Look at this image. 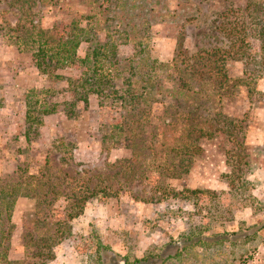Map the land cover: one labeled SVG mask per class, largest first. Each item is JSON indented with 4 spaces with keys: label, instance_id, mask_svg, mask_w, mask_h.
I'll list each match as a JSON object with an SVG mask.
<instances>
[{
    "label": "rangeland",
    "instance_id": "obj_1",
    "mask_svg": "<svg viewBox=\"0 0 264 264\" xmlns=\"http://www.w3.org/2000/svg\"><path fill=\"white\" fill-rule=\"evenodd\" d=\"M41 1L44 9L38 13L41 24L49 29L58 26L61 36L70 30V18L81 19L84 15L93 17L102 13L107 18L105 23L109 26V40L118 44L121 57L136 59L145 52L151 59H159V63L173 58L177 65L188 67L205 51L219 47L218 54H222L220 57L218 55L219 62L223 59V66L213 72L221 71V75L225 73L229 78L224 79V86L212 89L211 85L204 83L208 80L207 75H204V81L185 75L193 83V88H201L206 95L200 118L209 125L206 124V129L214 133L195 141L200 149H193V156L188 160V171L168 179L167 185L171 189L166 191L155 189L156 178L149 171L155 169L153 163L163 162V158H167L160 149L179 144L178 130L163 123L165 116L169 115L163 114L173 111L171 106L176 103L153 104L151 124L144 128L149 138L136 146L138 153L133 156L135 153L123 146L122 138L106 139L104 144L101 143L102 129L118 123L122 110L109 104L107 92L90 98L87 118L83 123L80 121L78 126L82 143L80 146L74 143L72 163H57V151L54 150L56 140H51L48 148L42 152L47 150L52 165L69 176L80 167L88 169L87 176L95 175L90 185L98 183L100 187L110 186V191L115 194L112 193L111 197L101 193L95 195L86 204L84 211L87 209L88 214L82 221L77 217L69 221L66 230H71V233H67L53 247V257L47 259L45 264H96L92 251L97 241L109 247V252L116 253L115 259L119 260L124 254L132 259L164 244L169 238L178 239L179 235L187 233L197 235L199 227L205 226L201 231L203 233L215 234L246 232L255 226L260 227L264 223V203L258 199L261 181L264 184V69L255 70L253 59L261 53L255 31L264 23V0ZM39 6L36 3L32 9L34 13ZM5 7L4 3L0 4V9ZM12 10L10 8V12ZM10 12H0V22L16 20L10 17ZM30 19L36 20V17L33 15L25 20L27 25H31ZM82 23L80 27H84ZM101 34L91 35V41L97 40ZM140 39L146 44L144 51L138 42ZM231 41H234V46H229ZM157 69L159 73L160 68ZM88 71V63L71 62L61 73L67 78H82L88 76ZM40 78L42 90L40 94L37 93L39 89L33 93L31 107L38 106L39 101L42 104L63 103L61 93L65 81L51 80L41 74ZM45 86L50 87L52 92L46 93ZM217 113L221 116H217ZM161 115L164 117L158 119ZM224 116L232 119L235 126L227 124ZM210 125L218 129L212 130ZM227 126L233 130V133L229 132L230 137L225 131ZM153 127L159 136L150 137L149 131ZM89 133H93L90 139ZM37 134L34 130L31 137ZM171 155L168 157L171 158ZM124 159H130L131 164L120 162ZM136 174L141 176L137 178ZM183 189H197L198 192L193 194ZM60 191L66 189L61 187ZM217 193L220 197L214 196ZM209 195L213 198L212 211L208 208L211 203L208 202ZM249 195L253 198L249 199ZM59 199L50 207L52 218L45 224L39 222L37 225L39 231H52L54 227L51 223L63 219L60 216L64 213L67 199L64 196ZM226 208H229L227 212ZM17 209L20 211H14V219H19V224L13 225L5 257L21 260L22 264H33L36 258L32 254L36 250L34 244L30 243V237L24 235L35 229L37 216L35 212H27L33 211V206L19 204ZM12 211L13 206L11 214ZM21 213L24 215L22 222ZM65 223L66 220L63 226ZM11 238L14 239L12 244H20L21 247H11ZM27 241L28 247H24ZM173 264H264V227L247 242L240 240L233 245H201Z\"/></svg>",
    "mask_w": 264,
    "mask_h": 264
},
{
    "label": "trees",
    "instance_id": "obj_2",
    "mask_svg": "<svg viewBox=\"0 0 264 264\" xmlns=\"http://www.w3.org/2000/svg\"><path fill=\"white\" fill-rule=\"evenodd\" d=\"M1 3L6 5L5 8L0 9L1 14L5 11L10 12V8H13L10 12V17H15L17 21L8 19L3 22L1 20L0 38L13 50L31 52L36 69L42 76H46L51 80L65 81L64 91L61 93L62 102L65 105L62 116L72 129L77 128L80 121L83 123V120H86V111L90 98L107 92L106 95L110 100L109 104L118 106L122 110V114L118 123L110 125L108 129H102L101 143L104 144L106 139L122 138L123 146L135 153L133 154L134 156L138 153L136 146L143 144L149 138L144 128L145 125L151 124L153 104H163L168 101L176 103V105L171 106L173 111L163 114H169L165 116L163 123L166 126L175 127L173 128L174 130H178L179 140L177 142L179 144L177 143L168 149L167 147L163 150L160 149L163 155H167V158H163V162L153 163L152 166L155 169L149 171L150 174L155 175L156 190L166 191L168 188L171 189V186L167 185L168 179L178 177L187 172L189 168L188 160L193 156V149H200L195 144V141L206 135L211 136L214 133L206 129L207 123L200 118L201 105L205 103L203 100H205L206 95L203 94L201 88H193V83L186 79L185 75L188 74L193 79L201 81H204L206 78L204 75H207L208 80L204 81V83L211 85L212 89H215L216 86H221L224 83V79L229 80L225 73L221 75V71H218L219 73L213 72L215 69L220 70V66H223V59H221L222 64L219 62V57L222 55L218 54L219 47H214L211 51H205L203 56L193 61L188 67L186 65H177L173 58L165 60V63H159L161 62L159 59H151L149 54L145 52L137 56L136 59L121 57L118 52V44L109 40L111 35L108 31L109 26L105 23L107 18L102 13H98L97 16L93 17L84 15L80 17L81 19L70 18L68 21L70 30L61 36L59 35L58 26H52L49 29L41 24L38 17V13L44 10L41 7V0H0ZM36 3H39L40 6L34 13L32 9ZM33 15L34 18L36 17V20L33 19L36 23L30 19L31 25H27L25 20ZM81 22H84L82 23L84 27H80ZM98 32L102 34L98 35L97 40L91 41V35L94 33L98 34ZM255 32L257 33L256 40L260 41L261 53L256 55L253 61L255 70L259 71L264 69V23ZM138 42L141 45V50L144 51L146 44L142 39L138 40ZM233 42H229V46H234ZM81 52H84V54L81 55ZM71 62L88 63V76L82 78L64 77L61 71H63L67 63ZM158 67L160 68L159 73ZM45 92L50 93L52 89L46 87ZM78 102L83 103L81 109L77 108ZM55 110V103H43L40 106L31 108L29 113L30 125L41 123L43 115L53 113ZM174 113H179V115ZM163 115L158 117V119L163 118ZM217 116H221V114L217 113ZM223 120L227 124L235 126L232 119L224 116ZM216 121L220 123V120L216 119ZM207 126L209 125L207 124ZM210 128L215 131L218 129L214 125H210ZM229 128L227 126L225 131L230 137V133H233V130ZM149 132H151L149 133L150 137L159 136L155 127ZM54 143V150L57 151V163H72V152L75 144L65 142L62 139L56 140ZM150 151L152 152L151 148ZM170 154H172L171 158L168 157ZM176 157L179 158L176 160ZM36 160L41 161L36 172L26 175L25 167L22 166L18 173L19 181L14 180L12 182L14 186L0 190V264L23 263L21 260H11L7 256L5 257L13 229L10 219L11 209L19 193L33 196L36 199L35 214L37 217L35 229L24 235V237H30V243L34 244L33 247L36 250L32 254L36 258L33 264H45L47 259H52L53 247L67 233H71L70 228V231L67 232L66 230V227H69V221L82 215L86 204L95 195L97 196L101 193L103 196H113L111 195L113 191H110V186L104 185L100 187L98 183L90 185V181L95 175L90 174V176H87L88 169L84 167L76 169L74 174L69 176L65 171L60 170L59 167L52 165L50 154L45 155L43 158L39 157ZM129 160L124 159L120 162L131 164ZM130 166L132 167L133 165ZM136 176L138 178L141 175L136 174ZM61 187L65 188L66 191H60ZM183 191L193 194L198 192L197 189H183ZM61 196L67 199L64 213L60 216L63 219H56L51 223L54 230L39 231L37 225L39 222L46 223L49 218H52L50 207ZM214 196L220 197L219 193ZM248 198L251 199L253 197L249 195ZM212 199L210 196L208 201L211 202L208 205L210 211H212V207H210ZM228 210L229 208L225 209L226 212ZM226 218L225 220H227ZM65 220L66 223L63 226V221ZM262 227H264V223L260 227L255 226L246 232L241 231L230 234L203 233L201 231L205 226L204 228L199 227L200 232L197 235L187 233L179 235L178 239L169 238L164 244L135 255L132 259L126 254L120 256L119 260L115 259L116 253L109 252V247H104L103 243L97 241L92 251V256L96 264H173L181 256L187 255L188 252L197 249L201 245L217 246L225 243L233 245L240 240L247 242ZM28 244L29 241L24 243V247H28Z\"/></svg>",
    "mask_w": 264,
    "mask_h": 264
},
{
    "label": "crops",
    "instance_id": "obj_3",
    "mask_svg": "<svg viewBox=\"0 0 264 264\" xmlns=\"http://www.w3.org/2000/svg\"><path fill=\"white\" fill-rule=\"evenodd\" d=\"M41 83L42 80L36 69L32 53L13 50L0 39V190L14 186L12 183L14 180L19 181L20 167H25L26 175L36 172L37 167L41 164V161L36 159L49 154L47 150L43 152L42 150L48 148V143L51 140L62 139L65 142L78 143L79 146L82 143L78 126L72 129L62 116L65 110L63 103L56 104L55 112L43 115L41 123L30 125L29 113L33 108L31 107V98L36 89H39L38 94L41 93ZM79 103L81 102L77 103V108L81 109L83 103L78 105ZM40 104L42 102L39 101L38 106ZM34 130L38 132L36 138L31 137ZM92 134H87L89 139ZM89 143L87 141L88 145ZM259 190H261V195L258 193L260 196L258 199L264 203L262 181ZM19 204L20 206L23 204L33 206V211H27L33 214L36 199L33 196L20 193L16 196L10 218L13 225L19 224V219H14V211L19 210L17 209ZM87 214L88 210L86 209L77 218L82 221ZM23 216L22 214L21 222ZM12 240L14 239L11 238V247H21L20 244H12L14 243Z\"/></svg>",
    "mask_w": 264,
    "mask_h": 264
}]
</instances>
